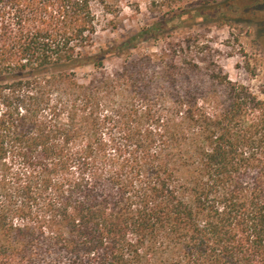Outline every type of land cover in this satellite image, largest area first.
<instances>
[{
  "label": "trees",
  "instance_id": "obj_1",
  "mask_svg": "<svg viewBox=\"0 0 264 264\" xmlns=\"http://www.w3.org/2000/svg\"><path fill=\"white\" fill-rule=\"evenodd\" d=\"M231 1L95 51L138 0H0V264H264V98L193 31Z\"/></svg>",
  "mask_w": 264,
  "mask_h": 264
},
{
  "label": "rangeland",
  "instance_id": "obj_2",
  "mask_svg": "<svg viewBox=\"0 0 264 264\" xmlns=\"http://www.w3.org/2000/svg\"><path fill=\"white\" fill-rule=\"evenodd\" d=\"M138 1L141 14L132 9L134 6L124 5L119 17L122 23L113 15L102 19L101 29L95 38V51L120 40L127 29L142 22L147 12L146 0ZM205 11L215 17L225 14L226 23L220 26L205 21L193 27V31L207 36L210 42L207 51L211 58L225 68L234 81L251 86L264 98V0H234ZM115 24H118L117 28H114ZM149 48L157 47L151 44ZM119 62V59L108 60V69ZM92 73V66L77 71L82 82H86Z\"/></svg>",
  "mask_w": 264,
  "mask_h": 264
}]
</instances>
